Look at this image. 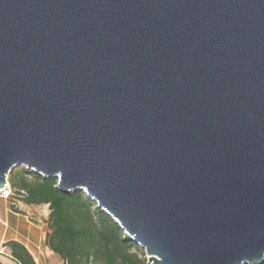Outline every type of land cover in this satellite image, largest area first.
Masks as SVG:
<instances>
[{
    "label": "water",
    "instance_id": "obj_1",
    "mask_svg": "<svg viewBox=\"0 0 264 264\" xmlns=\"http://www.w3.org/2000/svg\"><path fill=\"white\" fill-rule=\"evenodd\" d=\"M84 191L149 264L264 262V0H0V191Z\"/></svg>",
    "mask_w": 264,
    "mask_h": 264
},
{
    "label": "trees",
    "instance_id": "obj_2",
    "mask_svg": "<svg viewBox=\"0 0 264 264\" xmlns=\"http://www.w3.org/2000/svg\"><path fill=\"white\" fill-rule=\"evenodd\" d=\"M8 183L18 202L49 205L45 247L64 264H146L144 250L84 191L64 194L56 177L43 178L24 167L14 168ZM4 247L15 264H37L23 243L10 240ZM0 264L7 263L0 259Z\"/></svg>",
    "mask_w": 264,
    "mask_h": 264
},
{
    "label": "crops",
    "instance_id": "obj_3",
    "mask_svg": "<svg viewBox=\"0 0 264 264\" xmlns=\"http://www.w3.org/2000/svg\"><path fill=\"white\" fill-rule=\"evenodd\" d=\"M14 205V204H13ZM17 209H19L21 212H23L24 215L16 214L11 210L4 209L0 212V215L2 216V219H0V222L4 225V229L0 230V246H3L6 242L10 240H16L21 243H23L29 251L34 256L37 264H64V262H59L55 258V255L47 250L45 246L42 245V242L39 241H33L30 239V226L29 229L26 230H20L19 227L15 225V223H18V219L21 217H24L25 219L29 218L30 213L37 212L38 209H45L48 211L46 214L45 220H48L50 211H49V205H41V206H34V205H25L24 203L18 202V204L15 206ZM13 226V227H12ZM13 233L11 235V238L7 239L9 234L11 232ZM44 237V243H45ZM9 262L12 264H15L13 261L9 259Z\"/></svg>",
    "mask_w": 264,
    "mask_h": 264
},
{
    "label": "rangeland",
    "instance_id": "obj_4",
    "mask_svg": "<svg viewBox=\"0 0 264 264\" xmlns=\"http://www.w3.org/2000/svg\"><path fill=\"white\" fill-rule=\"evenodd\" d=\"M18 200L19 199L14 197V196H12L8 199H5V198L0 196V210L1 211H3L4 209L11 210L16 214L24 215L23 212H21L19 209H18L19 213H17L15 211V209H13V206H16L18 204ZM47 213H48V211L43 209V208L38 209L37 212L30 213L28 219H25L24 217L19 218L18 219L19 222L15 223V225L17 227H19L20 230H26V231L29 229L28 227L31 225L30 226L31 227L30 228V239L33 241L35 240L37 242L41 241L42 245L45 246L44 237L46 236V234L49 231L48 220H45ZM0 219H2L1 215H0ZM4 228H5L4 225L0 222V230H2ZM12 234L13 233L11 232L7 239L11 238ZM7 254H8V252H7ZM55 258L57 260H59V262H62V260L57 255H55ZM0 259L7 264H12L9 262V258H7V257H0Z\"/></svg>",
    "mask_w": 264,
    "mask_h": 264
},
{
    "label": "built area",
    "instance_id": "obj_5",
    "mask_svg": "<svg viewBox=\"0 0 264 264\" xmlns=\"http://www.w3.org/2000/svg\"><path fill=\"white\" fill-rule=\"evenodd\" d=\"M11 195H12V191H11L10 185L8 183L6 188L0 191V196L5 198V199H8V198L11 197ZM6 251L7 250H6V248L4 246H0V257L9 258V255L7 254ZM145 258H146V264H149L148 263L149 257L146 254H145Z\"/></svg>",
    "mask_w": 264,
    "mask_h": 264
},
{
    "label": "bare ground",
    "instance_id": "obj_6",
    "mask_svg": "<svg viewBox=\"0 0 264 264\" xmlns=\"http://www.w3.org/2000/svg\"><path fill=\"white\" fill-rule=\"evenodd\" d=\"M8 184V183H7Z\"/></svg>",
    "mask_w": 264,
    "mask_h": 264
}]
</instances>
